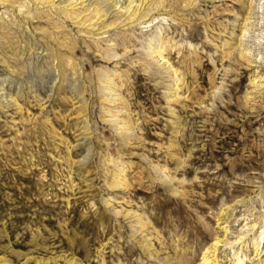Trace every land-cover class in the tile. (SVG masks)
I'll return each instance as SVG.
<instances>
[{
  "label": "rangeland",
  "instance_id": "1",
  "mask_svg": "<svg viewBox=\"0 0 264 264\" xmlns=\"http://www.w3.org/2000/svg\"><path fill=\"white\" fill-rule=\"evenodd\" d=\"M7 1L0 264H264V0Z\"/></svg>",
  "mask_w": 264,
  "mask_h": 264
},
{
  "label": "bare ground",
  "instance_id": "2",
  "mask_svg": "<svg viewBox=\"0 0 264 264\" xmlns=\"http://www.w3.org/2000/svg\"><path fill=\"white\" fill-rule=\"evenodd\" d=\"M0 2H1V0H0ZM44 2H45L44 4H46L47 6L50 4L49 7L54 10V13H55V15L57 17L60 16V18L62 17L63 19L67 18L68 21H70L71 19L76 18L75 19L76 22H79V24L81 26H82L83 23L86 22V20H90L92 17H95L96 20L94 19L91 23H89V25L91 26V28L96 27V29H104V27H106L110 23L113 24L114 21L118 20V19H114V20L112 19L113 21L112 20H109V22L107 21L108 20L107 17L108 16H111L112 17L113 14L110 15L111 13L110 14L107 13V11H109V10H107V7H109V6H107L106 8H104V5L110 4V7L111 8L112 7L115 8V10L113 9V11L115 13H120L121 10H123L122 11L123 13L124 12H129L128 10L132 9V13L131 12H130V14L127 13V16H128L127 18L130 19V18H132V17L135 16L136 11L138 10V8L141 7V5L146 2V0H44ZM4 3H5V1H4ZM7 3H10V4H6L5 5L6 7H11L12 6V1L9 0V1H7ZM124 3H125L124 7H121L120 8V5L121 4H124ZM65 4L68 5L69 6V9H72V10H66L64 8L65 7ZM89 10L90 11H93L92 13H93L94 16H88V18H85V19L83 18L82 19V17L80 16L81 13H83L84 11H87V13H88ZM113 11H112V13H114ZM78 16H80V17H78ZM80 20H82V21H80ZM73 22H75V21H73ZM12 26H13V22L10 21V19H9V17L7 15H4V16L0 15V34L1 35H2L3 31L6 32V33H8V34H16V35L21 34L20 33V30H19L20 28L13 29ZM246 27H244L243 30L240 28V31L242 32V34H241L242 36L244 35V33L246 31ZM21 29H23V28H21ZM10 31H12V33H10ZM39 41H40V45L44 49H48V47H50L49 44H47L45 42V40H39ZM240 42L242 43V41H240ZM238 47H239V44H237L236 47H234L233 49L238 51V55L239 56H243L241 49L238 50ZM35 56H38V55L35 54ZM36 61H37V59H36ZM29 64H31V62H29ZM6 97H8V98H6ZM0 98L1 99L2 98L3 99H7L5 101L14 103V100L11 98V95L10 94L8 95V92L5 90V88L3 86L0 87ZM245 208L246 207H244V206L243 207H240L239 210H237L238 213L243 214L244 212H247V209L248 208L247 209H245ZM260 218L261 217L253 218L254 219L253 223H251L249 225H247V223H245L247 225L246 228L244 227L245 228V232H247L248 230H252V229L255 230V229H258V228H262V230H260L259 232L263 231L264 230L263 229L264 228V223H263L264 222L263 221L264 218L263 219H260ZM245 219H247V217ZM245 224H243L242 227L243 226H246ZM223 226H225V225H223ZM241 238H242V236L239 237V239H241ZM260 240H261V235L259 233V235L255 237L254 241H256V243H257ZM219 241L221 242V240L212 241V245H211L212 249H210L209 252H208V253H210V254H208L209 257L204 258L202 262H206L207 260L209 261L210 256L212 257V259L216 260L219 256H221L226 251V248L229 247V244L232 243V242L230 243L228 241L229 244L228 243H224L223 244L224 246L219 247L220 245L219 246L216 245V244H218ZM235 261H234L235 264H237V263L239 264L241 262L240 254H237V258H236Z\"/></svg>",
  "mask_w": 264,
  "mask_h": 264
}]
</instances>
